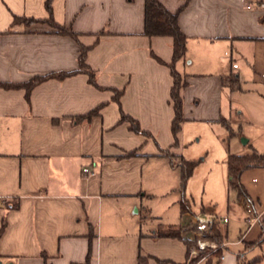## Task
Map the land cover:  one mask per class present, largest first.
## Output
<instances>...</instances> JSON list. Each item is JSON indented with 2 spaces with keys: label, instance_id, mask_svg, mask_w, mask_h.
Returning <instances> with one entry per match:
<instances>
[{
  "label": "crops",
  "instance_id": "obj_1",
  "mask_svg": "<svg viewBox=\"0 0 264 264\" xmlns=\"http://www.w3.org/2000/svg\"><path fill=\"white\" fill-rule=\"evenodd\" d=\"M159 2L171 13L180 10L177 24L186 38L185 56L175 63L185 84L176 145L172 78L153 58L169 64L173 41L144 35V0H53L54 22L90 47L85 62L100 88L77 73L44 81L28 95L4 86L76 71L80 47L41 24L13 23L47 19L45 0H0V198L8 202L0 209L1 264H186L185 244L155 233L172 227L183 236L186 222L204 213L228 217L218 202L195 208L185 193L189 209L181 214L179 169L165 152L197 162L185 150L202 139L199 130L222 150L221 202L237 209L241 223L235 241H228L229 222L217 227L226 243L217 264H236L238 254L245 263L264 264V223L248 229L243 209L245 202L264 209V168L240 175L247 198H239L226 164L251 150L264 154V0ZM231 75L239 81L233 90L224 84ZM113 90L122 92L119 103ZM101 104L89 121L80 119ZM120 112L143 133L119 124ZM247 123L255 133L243 137ZM130 152L135 156L125 157ZM170 193L179 195L180 223L147 228L151 219L161 221L151 199ZM244 243L257 244L244 251Z\"/></svg>",
  "mask_w": 264,
  "mask_h": 264
},
{
  "label": "trees",
  "instance_id": "obj_2",
  "mask_svg": "<svg viewBox=\"0 0 264 264\" xmlns=\"http://www.w3.org/2000/svg\"><path fill=\"white\" fill-rule=\"evenodd\" d=\"M132 1V0H128ZM145 1V8H144V35L147 37H171L172 38V59L169 64L162 62L156 56L153 58L163 65H166L170 71V75L172 78V87L170 89V99L173 106V120L171 122V133L174 139V144H177V134L181 130V125L184 122L183 118V101L180 96V90L185 85L181 75L175 70V63L185 56L186 51V38L182 34L178 24H177V16L180 10L176 13L169 12L160 2L159 0H144ZM52 2L53 0H45V10L49 17L45 20H35L32 18H15V24L24 23L27 25L32 24H46L52 30L53 33L63 36H68L72 38L77 44H79V56H78V69L72 72H62V73H51L42 77H35L32 78L26 84H22L20 86H8L5 85L4 87H22L26 90V93L30 92V90L35 87L36 85L50 80H63L64 78L70 77L77 73H82L87 75L88 82L92 86L96 88H100L96 84V75L93 70L86 64V56L90 47H85L81 45L78 41L77 35L69 28L61 26L54 22L52 18ZM224 84L227 85L230 90H233L238 87L239 81L234 76H228L224 80ZM114 96L113 101L119 103V98L122 94L121 91L113 90ZM104 106V104L99 105L97 108L91 110L87 114L80 117L82 120L89 121L93 116L97 115L99 110ZM127 122L130 124V130L135 133H143L138 123L130 118L129 116L125 115L124 113L120 112V123ZM222 123H225L223 121ZM135 156L134 152L128 153L125 157H133ZM165 156L169 158V161L172 166H175L180 171V187L179 191L182 194V199L180 201V210L181 214L188 212L187 201L184 198L185 188L187 185L188 180L193 175V172L198 165L195 161H187L182 157L172 155L168 152H165ZM227 164V171L228 175L231 177L229 181L230 186L232 189L237 190L239 198H247L243 188L239 183L240 175L251 168H264V154H259L254 150H251L249 153L239 155V156H230L226 162ZM3 227L0 229V234ZM154 237H166V238H175L181 240L186 246V264H197L201 261V258L205 255L204 253H200L197 257L192 258L189 260V250L193 247V243L181 236V230L175 229L172 227H164L160 228L154 235ZM208 239L213 240L217 243H222L224 240L222 234L218 229H212L210 234L207 236ZM264 241V239H263ZM257 243H244V251L253 248ZM223 250H218L216 252H210L208 258L205 259V263L209 264L214 260L216 263L219 262L220 257L222 256ZM258 260H254L250 263H245L241 260L240 254L237 255L236 264H254Z\"/></svg>",
  "mask_w": 264,
  "mask_h": 264
},
{
  "label": "rangeland",
  "instance_id": "obj_3",
  "mask_svg": "<svg viewBox=\"0 0 264 264\" xmlns=\"http://www.w3.org/2000/svg\"><path fill=\"white\" fill-rule=\"evenodd\" d=\"M27 27L24 23H19ZM46 28H49L46 24H41ZM34 24L29 25L28 27H32ZM27 27V28H28ZM50 29V28H49ZM257 109V106L254 103L251 104V110ZM260 121V119H259ZM255 129L249 123L242 125V133L243 137L250 136V133H255ZM200 134H202V139L200 138L198 142H193L190 144L187 149L185 150V154L189 157H193L199 162V166L194 170V173L188 182L185 188V197L187 199L192 198L195 204V208H198L200 203L203 202L205 205H209L210 203L218 202L219 208L223 209L222 213L228 215L229 218V236L228 241H235L237 240V233L238 229L241 227V223H237V209H233L228 211L226 205H223L221 202L223 189L222 186L226 183V177L223 173L220 165L216 162L218 161L219 157L221 156L222 150L217 145H210L208 141V133L206 131L199 130ZM257 133V131H256ZM207 134V135H206ZM204 159V161H200ZM222 174L224 175L223 180H221ZM175 176L177 178V183H180L179 178V171L176 170ZM224 182V183H223ZM179 195L178 193H170L164 197H153L151 199L153 205V215L154 217H161V221L158 219H151L146 226L149 228L150 226H156L158 223H169V224H177L180 223L179 220V205L178 200L176 198ZM219 200V201H218ZM234 202V198H230V203ZM215 205L211 204L209 206L211 209L216 211L214 208ZM224 207V208H223ZM231 208V207H230ZM221 211V210H220ZM227 225V226H228ZM231 252L228 255H232L231 253H235L236 248L230 247ZM226 252L225 250H223ZM209 253L205 254L206 258H208ZM206 264V263H200ZM212 264H217L215 261Z\"/></svg>",
  "mask_w": 264,
  "mask_h": 264
},
{
  "label": "built area",
  "instance_id": "obj_4",
  "mask_svg": "<svg viewBox=\"0 0 264 264\" xmlns=\"http://www.w3.org/2000/svg\"><path fill=\"white\" fill-rule=\"evenodd\" d=\"M233 68H236V65H233ZM264 82V76L262 78ZM83 174H89L88 169H83ZM8 202L0 198V209L7 206ZM244 209V221L248 229L252 228L255 225L264 223V209L257 210L251 203L245 202L243 205ZM229 222L227 216H217L214 214H200L194 217H191L189 221L185 224L184 233L182 234L184 238L193 243V247L189 250V260L197 257L200 253H210L216 252L218 250H224L226 243H217L213 240L207 238L212 229H217L218 226H225ZM206 256L204 255L201 258V261L205 260ZM222 259V256L220 257Z\"/></svg>",
  "mask_w": 264,
  "mask_h": 264
},
{
  "label": "water",
  "instance_id": "obj_5",
  "mask_svg": "<svg viewBox=\"0 0 264 264\" xmlns=\"http://www.w3.org/2000/svg\"><path fill=\"white\" fill-rule=\"evenodd\" d=\"M1 264V263H0Z\"/></svg>",
  "mask_w": 264,
  "mask_h": 264
}]
</instances>
